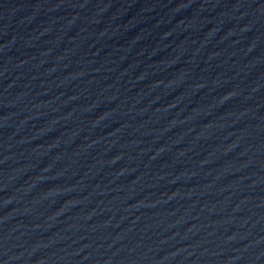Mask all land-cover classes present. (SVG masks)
Segmentation results:
<instances>
[{"label": "water", "instance_id": "95a60500", "mask_svg": "<svg viewBox=\"0 0 264 264\" xmlns=\"http://www.w3.org/2000/svg\"><path fill=\"white\" fill-rule=\"evenodd\" d=\"M0 264H264V0H0Z\"/></svg>", "mask_w": 264, "mask_h": 264}]
</instances>
